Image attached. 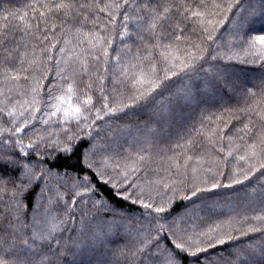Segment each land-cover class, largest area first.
Wrapping results in <instances>:
<instances>
[{
    "label": "snow or ice",
    "instance_id": "snow-or-ice-1",
    "mask_svg": "<svg viewBox=\"0 0 264 264\" xmlns=\"http://www.w3.org/2000/svg\"><path fill=\"white\" fill-rule=\"evenodd\" d=\"M126 4L127 0H123V3L118 0H33L27 7L31 10L34 22L26 19L28 12L22 15L9 12L3 17L5 24L0 28V121L10 126L0 127V145L8 148V151L0 152V170L12 169L16 176L9 178L0 175V200H6L0 212V264H184L187 257L193 258L195 264L201 253L208 252L216 244H224L225 237L234 239L232 231L247 234L245 229H237L231 220L196 231L182 227V217L177 220L165 215L177 196L195 206L198 200L204 201L218 189H232L234 185H244L245 181H249L245 188L252 187L255 193L257 189L252 186L250 178L256 172L264 177V77H261L259 85L235 83L228 73L227 65L220 68L209 63L215 57L206 58V48L203 46L205 40L213 39L217 27L225 18L216 19L218 12L215 10L223 8L224 11H230L234 4L229 2L225 7L214 0L212 3L205 0H152L151 6L145 4L149 11L147 55L135 63L129 62L119 67L118 73L109 77L107 47L110 37L86 29L89 25H95L102 14L109 19V23H113L115 15ZM10 16L24 22L20 30L25 36L37 39L40 43L48 42L41 49L43 53L55 49L58 43L55 40L56 30L59 28L61 34L74 29L88 41L91 48L99 49L104 57V64L94 72L89 71L86 57L79 60L78 68L69 69L71 75L68 79L71 82L66 84L64 95L58 99L69 104L65 110V120L71 116L76 124L75 130L64 129L62 139L50 140L45 135L37 134L35 140L28 137L29 143L25 144L17 136L18 133L27 135L25 128L32 116L18 122L16 108L11 104L12 98L14 95H25L26 85L33 81L36 86L31 88L34 94L32 105L38 103L36 96L40 81L36 72L41 61L34 54L29 57L27 51L21 54L18 45L13 51V31L7 23ZM246 23L247 18L242 17L237 27H243ZM186 31L199 33L201 43L189 40ZM50 34L52 40H49ZM204 34H207L206 37ZM248 35L251 36V33ZM248 43L251 49L260 45L259 51L264 56V34L250 38ZM24 47L26 49L27 45ZM153 48L159 50L164 65L163 75L156 71L154 65L148 71L144 70V61L152 57L150 49ZM64 50L59 49L60 52ZM89 55H93L97 61L101 59L94 53ZM47 58L51 59V56ZM115 62L122 65V57L117 55ZM206 64L208 67H205ZM84 75H87V81H83ZM76 77H81L83 88L77 84ZM233 91L241 95L244 107L239 109L242 116L231 118H235L242 126L226 134L228 122L223 121L221 127V116L213 121L215 113L212 109L220 106L222 93ZM34 111L39 109L34 108ZM194 111H199L202 116L196 122L199 127L192 122ZM24 114L21 111L18 116ZM113 120L118 121L117 140L106 144H90L88 153L84 154L86 167L93 168L100 149H111L113 155H119L128 148L135 149L123 156L119 180L113 183V187L129 184L130 177H135L141 168L145 170V175L153 171L154 178L146 180L140 189L141 193L148 190V202L139 194L132 201L147 210L150 228L142 232L134 243L117 253H110L111 259L86 260L80 251L83 241L61 244L55 238L54 233L64 223L62 219L51 225L47 235L35 230L29 235L26 231L29 225L24 219L27 216L24 198L34 183L42 180L46 183L53 175L51 169L42 166V156L51 158L55 153L74 154L78 141L83 142L84 136L92 137V128L97 126V121L111 126ZM205 120L216 126L208 129ZM96 136H99V132ZM233 136L243 143L233 146ZM120 137H123V143L119 142ZM197 137L200 139L197 140ZM225 139L229 141L225 159L232 157L236 151L237 159L247 163L248 167L242 170V178L237 174L241 170L237 169L229 178L231 182L222 184L219 177L223 173L218 170L219 163L214 154L224 151L221 145ZM204 141L211 146V150ZM30 155L35 160H30ZM254 161L259 162V167ZM152 165H156V168L152 169ZM96 175L104 177L107 173L97 171ZM113 179L108 177L105 182ZM71 181V196L65 198L63 193L57 192V199L64 206L63 214H71L74 208L91 199L95 191L88 176H71ZM130 186L136 185L131 182ZM162 190L169 193L166 198L161 196ZM153 192L161 198L154 199L151 195ZM130 196L131 193L124 198ZM254 199H258L264 209V184L259 186L258 197ZM93 207L98 212L116 211L102 198L96 200ZM35 219L34 215L33 222ZM256 219H264V216ZM119 223L121 221H113V225ZM247 231L255 232L258 229L249 225ZM104 234L103 229H89V235L93 238ZM162 240H167L171 247H162ZM36 241H41V244L36 245ZM226 264H264V243L236 247Z\"/></svg>",
    "mask_w": 264,
    "mask_h": 264
},
{
    "label": "trees",
    "instance_id": "trees-1",
    "mask_svg": "<svg viewBox=\"0 0 264 264\" xmlns=\"http://www.w3.org/2000/svg\"><path fill=\"white\" fill-rule=\"evenodd\" d=\"M32 2L33 0H0V28H3L5 24L3 17L8 15L9 12L17 15L28 12L26 19L32 21L31 10L27 7ZM118 2L123 3V0H118ZM205 2L212 3L213 0H205ZM214 2L225 7L229 2H232L234 7L230 11H224L223 8L215 10L218 12L216 19L225 18L217 27L213 39L204 41L206 58L215 57L210 59L209 63L218 65L220 68L227 65L228 73L235 83H246L249 86L259 85L261 77H264V56L259 51L260 45H257L256 49H251L248 42L250 38L264 34V0H238V3L237 0H214ZM145 4L151 6L152 0H127V4L115 15L113 23H109V19L102 14L95 25H89V28L86 29L110 37V43L107 47L109 77L118 73L119 67L129 62L135 63L137 59L147 55L149 11L144 6ZM125 16L127 19H125ZM242 17H246L248 23L244 24L243 27H237ZM7 23L9 29L13 31V51L15 52V46L18 45L21 54L27 51L29 57L34 54L41 61L39 70L36 72V77L40 81L39 93L36 96L38 103L32 105L34 94L31 92V88L36 86L33 81L26 85L25 95H14L12 98L11 104L16 108L18 122L29 115L32 116L31 122L25 128L27 135L18 133L17 136L23 139L25 144L29 143L28 137L35 140L37 134L45 135L50 140L62 139L64 129L75 130L74 126L76 124V120L71 116L68 117L67 121L65 120V110L69 108V104L58 99V97L64 95L66 84L71 82L68 79L71 75L69 69L78 68L79 60L86 57L89 63V71L94 72L96 68L104 64V57L99 49L91 48L88 41L76 33L74 29L61 34L60 29L57 28L55 40L58 43H56L55 49L43 53L41 49L46 46L47 41L40 43L37 39L25 36L24 32L20 30L24 27V22L19 19L10 16ZM249 32L251 36L248 35ZM186 35L189 40L201 43L199 33L186 31ZM204 35L206 37L207 34ZM52 39L53 37L50 34L49 40ZM24 45H27L26 49ZM60 48H64V52H60ZM150 50L153 55L144 61V70L148 71L150 66L154 65L156 71L163 75L164 65L159 50L154 48ZM89 53H94L100 56L101 59L97 61ZM117 55L122 57V65L116 64L115 57ZM48 56H51V59H48ZM205 67H208V65L206 64ZM76 81L80 88H83L81 77H76ZM83 81H87V75L83 76ZM121 90L123 91V89ZM221 96L220 106L212 109V112L215 113L212 120H216L218 116L223 117V120L220 121L221 127H223V121H227L225 132L231 134L236 127L242 126L235 118L231 117L243 115L239 112V109L244 107L243 99L238 92L234 91L229 94L222 93ZM93 99H96L95 94ZM34 108H38L39 111H34ZM21 111L25 112L22 117L18 116ZM201 118L199 111L193 112L192 122L197 127L199 125L196 122ZM7 119L9 118H5V120ZM105 119L108 118L105 117ZM117 123L118 121L113 120L111 126H109L97 121V126L92 128V137L84 136L82 138L83 142L78 141V147L75 149L74 154L55 153L51 158L41 157L42 166L51 169L53 175L47 179L46 183L43 180L34 183L24 198L27 213L24 219L25 223L29 225L26 230L29 235L34 230L47 235L51 225L62 219L64 223L60 225V230L54 233L55 238L61 244L83 241L80 251L84 253V259L96 260L111 259L110 253H117L134 243L140 238L142 232L150 228L147 210L139 203L134 204L132 201L137 199L139 194L144 197L145 202H148V190L145 189L141 193L140 189L144 187L146 180L154 178L153 171L150 170L145 175V170L141 168V171L135 177H130L129 184L113 187V183L119 180L118 173L123 164V156L133 152V148H128L127 151L121 152L119 155H113L111 149L107 151L100 149L95 157L96 163L93 168L88 169L85 164L84 154L88 153L90 144H106L117 140L119 134V130L116 129ZM205 124L208 129L216 126L209 120H205ZM3 126L10 125L0 121V127ZM97 132H99L98 137L96 136ZM199 139L197 137V140ZM119 142L123 143V137L119 138ZM233 142V146L243 143L237 140L235 136H233ZM203 143L211 150V146L207 145L206 141ZM228 145L229 141L225 139L221 145L224 151L214 154L217 163H219L218 170L223 173L219 177L222 184L230 183L229 178L237 169L241 170V173L237 174L241 175L242 178V170L248 167L247 163L237 159L236 151H234L232 157L225 159ZM4 151H8V148L0 145V152ZM29 159L35 160V157L30 155ZM254 163L259 167V162L254 161ZM151 168L155 169L156 165H152ZM97 171L106 172L107 175L104 177L97 176ZM160 174L164 175L163 172ZM0 175L15 178L16 173L12 169H5L0 170ZM71 176H88L92 180L95 191L91 194V199H87L85 203L74 208L71 214H63L64 206L58 201L57 192L63 193L65 198L71 196ZM108 177L114 179L106 183ZM250 180L252 186L257 189L255 193L252 192V187L245 188V185H249V181H245L244 185H234L232 189H218L216 193L210 194L204 201L198 200L195 206H192L188 200H184L180 196L174 199L170 211L165 215L177 220L182 217L180 223L184 228L202 231L209 226H216L220 222L231 220L237 229L243 228L247 232L246 235H241L238 230L232 231L231 234L234 239L228 240L225 237L224 244H216L214 247L209 248L208 252L201 253L195 264H226L230 253L236 247H247L249 244L259 246L264 243V219H256L258 216H264V209H262L258 199H254V197H258L259 186L264 184V177L260 176V172H256ZM131 182H134L136 186H130ZM129 193H131V196L125 199L124 197L128 196ZM168 194L167 190L161 192V196L164 198ZM151 195L156 200L161 198L154 192ZM49 197H51V202ZM101 198L116 211L98 212L93 204ZM79 199L77 197L78 201ZM5 202L6 200H0V212L3 211ZM34 215L36 217L35 222H33ZM53 217L56 219L53 220ZM114 220L121 221V223L113 225ZM236 221H239V223H235ZM249 225L258 229V231L248 232L247 227ZM96 228L103 229L105 234L99 238L90 236L89 229ZM109 229L111 230L109 231ZM44 243H47V241H44ZM39 244H41V241H36V245ZM53 246H56L54 242ZM161 246L171 247L167 240H162ZM184 264H194L193 258L187 257Z\"/></svg>",
    "mask_w": 264,
    "mask_h": 264
},
{
    "label": "rangeland",
    "instance_id": "rangeland-1",
    "mask_svg": "<svg viewBox=\"0 0 264 264\" xmlns=\"http://www.w3.org/2000/svg\"><path fill=\"white\" fill-rule=\"evenodd\" d=\"M135 150V149H134ZM97 156V155H96Z\"/></svg>",
    "mask_w": 264,
    "mask_h": 264
}]
</instances>
